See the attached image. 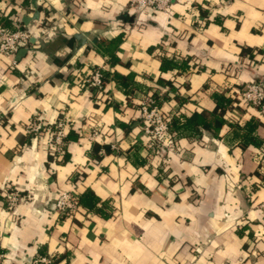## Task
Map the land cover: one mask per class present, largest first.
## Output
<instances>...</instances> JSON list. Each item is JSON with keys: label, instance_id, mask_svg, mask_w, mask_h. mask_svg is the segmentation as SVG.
I'll list each match as a JSON object with an SVG mask.
<instances>
[{"label": "crops", "instance_id": "crops-1", "mask_svg": "<svg viewBox=\"0 0 264 264\" xmlns=\"http://www.w3.org/2000/svg\"><path fill=\"white\" fill-rule=\"evenodd\" d=\"M128 4L0 0V22L15 17L32 34L15 68L0 56V264H264V117L237 99L264 79V0H173L154 15ZM92 66L108 73L99 94L71 78ZM147 94L163 97L172 123L220 105L226 121L172 127L178 151L166 163L142 137ZM36 116L73 121L60 161L44 133L26 131ZM250 120L262 141L243 146L233 122ZM8 185L26 195L13 211ZM64 191L91 192L95 207L61 217Z\"/></svg>", "mask_w": 264, "mask_h": 264}, {"label": "built area", "instance_id": "built-area-1", "mask_svg": "<svg viewBox=\"0 0 264 264\" xmlns=\"http://www.w3.org/2000/svg\"><path fill=\"white\" fill-rule=\"evenodd\" d=\"M173 0H129V9L134 14L154 15L158 12H169ZM9 23L0 22V56L12 57V68L17 65L16 57L22 48L29 47L31 31L22 22L10 17ZM106 71L102 66H92L84 70L75 67L71 71V78L80 87L86 88L92 94H99L106 85ZM237 99L241 103L258 109L264 117V79H254L248 82L245 88L237 91ZM142 137L146 138V145L152 154L160 156L166 163L171 160V155L178 151V133L171 129V119L163 110L162 104L157 102L153 94L145 95L138 103ZM72 120L64 116L61 119L50 122L40 116L34 117L26 126V131L37 140L40 134L47 136L46 151L55 161H60L66 154V140L68 131L72 126ZM100 134L97 128H91L87 136L95 140ZM116 148V145H113ZM263 161V160H262ZM7 208L16 210L18 205L26 201V195L16 187H4ZM264 207V202L262 203ZM57 213L61 217H70L81 210L80 195L74 191H64L55 201ZM50 256L38 255L30 258L27 264H52Z\"/></svg>", "mask_w": 264, "mask_h": 264}, {"label": "trees", "instance_id": "trees-1", "mask_svg": "<svg viewBox=\"0 0 264 264\" xmlns=\"http://www.w3.org/2000/svg\"><path fill=\"white\" fill-rule=\"evenodd\" d=\"M106 76H108V73L106 74ZM107 81L108 80L106 78V82ZM156 98H157V102L161 104L163 97L156 96ZM221 98H222V101L229 102V99L226 98L225 96H222ZM225 109H226V106L220 105V113H218L217 115L211 114V116L208 117L206 113H195L192 117L185 118L184 120H181V121L173 120V123L171 124V129L173 130L172 127H175L176 130L180 128H184V127H191V128L196 129V132L200 131L201 128L212 130V131H217L226 121L224 118ZM233 123H234L233 126L235 127V133L237 134V136L241 137V144L243 146H247L248 144L249 145L250 144H253V145L260 144L262 139L255 133L256 127L258 125V121L250 120L245 124L244 127H241V125L236 122H233ZM91 195L92 193L89 192L84 197L83 196L80 197V202L84 206H88L89 208H94L95 206L93 204L90 205L88 201V196H91Z\"/></svg>", "mask_w": 264, "mask_h": 264}, {"label": "water", "instance_id": "water-1", "mask_svg": "<svg viewBox=\"0 0 264 264\" xmlns=\"http://www.w3.org/2000/svg\"><path fill=\"white\" fill-rule=\"evenodd\" d=\"M28 50V48H22L19 52V55H23L24 52H26ZM18 56V55H17Z\"/></svg>", "mask_w": 264, "mask_h": 264}]
</instances>
